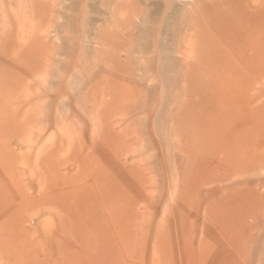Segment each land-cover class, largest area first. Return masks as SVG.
Listing matches in <instances>:
<instances>
[{"label":"rangeland","instance_id":"rangeland-1","mask_svg":"<svg viewBox=\"0 0 264 264\" xmlns=\"http://www.w3.org/2000/svg\"><path fill=\"white\" fill-rule=\"evenodd\" d=\"M263 111L264 0H0V264H264Z\"/></svg>","mask_w":264,"mask_h":264},{"label":"bare ground","instance_id":"bare-ground-1","mask_svg":"<svg viewBox=\"0 0 264 264\" xmlns=\"http://www.w3.org/2000/svg\"><path fill=\"white\" fill-rule=\"evenodd\" d=\"M253 110H254V109H253ZM238 112H239V111H238ZM257 112H258V111H257ZM263 112H264V111H263ZM260 113H262V112H260ZM242 115H243V114H242ZM254 115H255V114H254ZM258 115H260V114L257 113V116H258ZM240 116H241V115H240ZM254 117H255V116H254ZM261 117H262V116H260V118H261ZM244 118H245V117H244ZM258 118H259V117H258ZM260 118H259V119H260ZM215 120H216V119H215ZM234 120H235V119H234ZM222 123H223V122H222ZM241 123H242V122H241ZM260 123H261V122H260ZM253 125H254V124H253ZM235 126H236V125H235ZM198 129H199V128H198ZM217 131H218V130H217ZM200 138H201V137H200ZM214 138H215V137H214ZM209 140H211V139H209ZM207 141H208V140H207ZM209 142H210V141H209ZM211 142H212V141H211ZM225 144H226V143H225ZM215 145H216V144H215ZM248 146H249V145H248ZM250 147H251V146H250ZM198 150H199V149H198ZM226 155H227V154H226ZM220 157H221V156H220Z\"/></svg>","mask_w":264,"mask_h":264}]
</instances>
